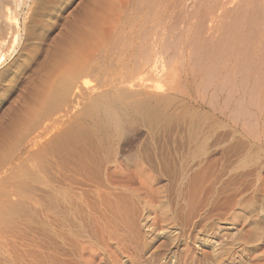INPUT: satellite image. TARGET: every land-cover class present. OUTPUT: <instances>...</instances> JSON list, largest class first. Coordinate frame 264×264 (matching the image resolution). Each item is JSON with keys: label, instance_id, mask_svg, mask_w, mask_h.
<instances>
[{"label": "bare ground", "instance_id": "1", "mask_svg": "<svg viewBox=\"0 0 264 264\" xmlns=\"http://www.w3.org/2000/svg\"><path fill=\"white\" fill-rule=\"evenodd\" d=\"M38 1L0 0V60L8 56L9 52L5 56L10 50L8 46L12 45L13 39L21 37L19 32L25 27L22 25L20 28L17 19H9L10 11L17 6L31 11V6L34 5V9ZM111 2L95 0L96 4L105 6H111ZM133 2L137 8L134 11L140 14L146 8L148 13L144 15L150 13L153 17L148 15L153 19V25L147 26L149 34L151 29V37L147 36L148 33L142 34L149 38V44L145 43L147 53L144 60L140 63L137 57L140 64L136 65L135 60V67L130 72L127 68L125 74L120 72V69H125L122 66L118 75H104L103 79L97 77L94 88L89 89L90 92L81 93L80 87L84 84L79 87L78 81L81 80L78 79L83 75L85 80L89 79L86 75L89 76L94 70L92 65L83 60V56H79L84 54L85 57L86 54L83 50L80 54L79 46L86 41L84 39L88 37V32L92 31L86 30L89 23L83 26L70 24L66 27L64 25L68 23L64 18L65 23L62 25V22L59 28L64 26L60 32L65 33L61 36L59 33V39H55L56 43L53 44L55 47L52 46L56 51L55 58L51 59L50 68L38 80L36 94L40 99V107L35 111L59 107L69 95L86 102L83 111H110L105 112V119L102 117L105 120L103 126L110 132L111 129H122L126 124L124 117H130L127 113L138 112L154 121L166 115L162 111L172 107L177 111L180 107L176 105L177 102H182L178 104L182 105L181 111H190L192 120L195 117L201 118L202 115L199 116L197 111H220L228 116L232 130L219 132L221 129L202 128L203 125L199 127L194 122L193 125L197 124V127L191 124L193 121L189 126H178V129L160 131L159 128V132L170 133L173 138L170 142L163 140L161 144L158 140L160 144L150 143L145 145L146 148L141 146L140 151L143 153L137 158L140 163L144 159L146 163L154 161L156 164L148 162L149 165L144 166L141 163L142 167L134 163L135 180L138 182L136 187L131 185L134 179L121 173L120 169V174L101 170L100 166L105 163L108 165L111 162L112 165L111 157L99 153L103 152L102 144L89 150L93 154L88 152L83 143L77 142L81 137H86L87 130L83 136L84 129L78 130L70 137L71 142L58 146L52 193L42 195L43 203L36 214L26 211L19 249L11 243L3 242L4 237L0 234V264H229L235 257L246 256L247 240L257 242L259 233L263 234L260 230L264 232L261 228L264 224V0ZM130 4L127 6L122 3L121 8L124 5L131 8ZM174 14H177L180 26L183 25L177 34L172 30L179 26L178 22L176 25ZM173 15L174 23L170 24L173 21L168 23V20ZM113 17L116 19L115 15ZM90 23L95 24V21ZM108 23L104 24L108 26ZM132 25L130 27L133 28ZM141 25L138 27L141 28ZM168 28L169 32H166ZM124 30L119 32L118 38L123 36ZM129 31L127 29L124 34L128 32L126 35L130 36ZM94 34H89L90 38H96L99 33ZM105 36H101V40ZM94 39L93 43L97 38ZM117 41L119 43L116 39L113 46ZM64 42L67 49H64ZM129 43L125 47L127 45L130 48ZM141 44L144 46V40ZM119 46L116 52L122 49L120 47L119 50ZM87 47L90 50L92 48ZM170 47L173 53L168 55ZM87 53L90 55L89 50ZM98 53H95V57L97 55L99 58ZM123 54L129 55V52ZM117 58V62H122V57ZM52 74L55 76L54 84L48 82ZM1 76L6 78V73ZM87 82L89 86L90 81ZM104 88H110L115 98L110 97L109 91L91 96L95 90L99 92L97 90ZM105 128H102L105 132L101 129L103 133H106ZM153 129L158 128L156 126ZM14 131L9 132L18 138V130ZM154 133L153 136L157 135ZM85 142L90 144L93 141ZM93 155L103 163L97 170L93 169L98 166V163L92 162ZM88 169L96 173L85 172ZM163 178L167 184L160 186ZM33 219L36 220L34 227L30 226ZM225 225L233 226L237 236L220 250L219 245L225 240L222 232H227ZM257 258H261V253H257Z\"/></svg>", "mask_w": 264, "mask_h": 264}, {"label": "rangeland", "instance_id": "2", "mask_svg": "<svg viewBox=\"0 0 264 264\" xmlns=\"http://www.w3.org/2000/svg\"><path fill=\"white\" fill-rule=\"evenodd\" d=\"M80 1L81 0H69V1L68 0H41V1L39 0L38 1L39 3L36 2L34 9H33L34 5L31 6L32 8L30 9L31 11L28 10L29 12L27 11V9H24L20 6L16 7V9H17V10L15 9L16 11L14 9H13L14 11L13 10L10 11L11 15H9L10 16L9 19L13 20L15 18L21 24L20 28H22V25H23V27L24 26L25 27L22 28V30L20 31L21 33L19 32V35L21 37L18 36L19 39L18 38L13 39L14 42H12V45L14 46L15 51L13 50V48L11 49L12 45L10 44L8 46V49H10V50H8L5 53V56H6V54L9 52L8 56L3 57V59L1 57V60H0V62H1L0 63V78L2 77L0 79V234L4 237L3 242L11 243V245H15L17 247V249H19V246H20L19 244L22 240V236L24 233V228H25L24 221L26 218L25 213H27L26 211L29 210L30 213L36 214L37 210L39 209V206H41V204L43 203L42 195L44 193H46V194L52 193L53 186H54L53 180L55 177V161L57 160L56 159L57 158L56 153H57V149L59 148L58 146L64 145L68 142H71L70 137H73L75 132H77L78 130H82V129L85 130V131L83 130L82 136L84 135V132H86V130H87V132L85 133L86 137H84L86 139L83 138L84 139L83 140L81 137L80 140H82V141L79 140L77 142L83 143L88 152H90L89 151L90 149L94 148L93 146L102 144V146H103L102 151L103 152H99V153L105 154L106 157L108 154V157L109 156L111 157L112 165H110L111 162H109L108 165L106 163H105V165H102L103 163L101 162L100 158L97 159V157H95V155H93V159H92L93 161L92 162L95 164L98 163V166L93 168L94 170H97L99 168L100 164L102 165V167L100 166V169L103 171L107 170L106 171L107 173H108V171H109V173H112V172L118 173V171L120 169L121 173H124L125 175H128L129 178L131 177L132 179H134L133 182H131V185L136 187V186H138V182L135 180V173H136L134 171L135 166H139V165H141V163L144 166H147L152 162L154 163L153 165L156 164L154 161H150V162L147 161V163L149 162V164H147L146 160H144V159H142V160L145 162L141 161V163H140V159L138 160L137 158H138V156L141 155V153H143L140 151L141 146L143 148H146L145 145H148L150 143L157 144L158 140L162 144V142L164 143V141L170 142L171 139L173 138V136H171L170 133L164 134V133L159 132L160 129H161L160 131H162V129H178V126L179 127L186 126V125L189 126L191 124L193 125L194 122L197 123L199 127H201L203 125L202 128H206V127L210 128L211 127L210 129H214V128L216 130L221 129L219 132H221L222 130H230L232 128L231 127L232 124L229 122V119H227L228 116L227 115L225 116L224 114L219 113L220 111H197V113H199V116L202 115L201 116L202 119L200 118L201 119L200 120V119H197L198 117H195V119H197V121H199V123L196 122V120L194 118L192 120V117L190 116V111H181L182 105H178V104H182V102L181 103L177 102L178 104H176V105L180 106V107H178V110L176 109L177 111H175L173 107H172L173 109L171 108L168 111H162L163 113L165 112L166 115H163V117L159 116L160 119L158 118L154 121L149 120L148 118L144 117V115H142V114H138V112H137V114L133 113V112L127 113L128 115L130 114V117H127L128 119H126V117H124V121H126L125 122L126 124L125 125L123 124L125 127L123 126L122 129L120 130L123 132H120L119 130L116 131L115 129H111L112 130V131L110 130L111 133L109 132L108 128H105L103 126V124L105 122V120H104L105 119V116H104L105 112H110V111H83L84 106H85L84 103H86V102H84L83 100L80 101L79 98L75 99L74 97L69 96V95L67 96L66 101L63 104L61 103L59 105V107L53 106V107H50L47 109H42L41 111H35L40 107L39 106L40 99L36 94V91H37V88L39 85L38 80H40L43 77V74L50 68L51 59L55 58L54 52H56V51H55V49L53 50V47H55L54 46L56 43L55 41L59 39L58 38L59 33H60V36L65 33V32L63 33V31L60 32L61 30H64L63 29L64 26L67 27L70 24H73L74 26H83L84 24L86 25L89 23V25H86L88 27V28H86V30H88L90 32L92 31L91 33L88 32V37H87V38L92 39V40H89L86 38V39H84L86 41H83L81 44L83 46L82 47H81V45L79 46V50L81 49L80 54L82 53V50H83V53L86 52V54H87V55L85 54V57H84V54H81L79 56H81V57L83 56L82 57L83 60L86 61L89 65H92V68L94 70V72L92 74H89V76L86 75V77H89V79L86 78V80H85L84 75L81 76L82 78L78 79V80H81V81H78V86L79 85L82 86L81 85L82 83L84 84L82 87L79 86L80 89H82L81 93L88 92V91L90 92V90L93 89L94 85L96 84L95 82L97 80V77L101 76L100 78L103 79L108 74H109V76H111L112 74H117V75L120 74V73H118V71L120 68H122V66H124L125 69H120V72L125 74V71L127 68H128L127 71H129L132 69V67H135L134 63L136 65L140 64L142 62V60H144L145 53H147V48H146L147 46H145V43L146 42L148 43V41H149L148 40L149 38H147V36L149 35V37H151L150 34H152L151 29H149L150 34H149V31L147 32V30H148L147 26L151 27L153 25V23H152L153 19L149 18V16H151V15H149L150 13L148 14L149 16L144 15V13L145 14L148 13V11H146V8H144V11L142 10V12H141L142 14L141 13L139 14L138 11H134L137 8H136V6H135L136 4L133 2V0H131V1L129 0L130 3L133 2L132 4H130L128 2V0H126V1L122 0V2H121V0H119V1L112 0V2H111L112 7L109 5H106V6L110 7L109 9L105 5L96 4L95 0H89V1L88 0L87 1L82 0L81 1L82 3ZM71 2H73V3H71ZM122 3L126 4L127 6L130 4L131 8H129V7L126 8V6L124 5L123 6V7H125L124 9L125 10L127 9V11H125L123 9V7L121 8ZM37 4H39V5H37ZM85 4H87V5H85ZM67 5H68V7H67ZM115 5H117L118 7ZM82 7H83L84 11H83ZM102 7H103V9H102ZM72 8H73V10H72ZM104 8L106 10L108 9L111 11L108 12V10H107V12H106V10ZM70 9H71V11H70ZM118 9L120 10V12ZM25 10L28 12L27 13L28 15L26 14ZM112 10H113V12H115V11L116 12L113 13ZM121 10H123L124 12ZM82 11H83V13H81V14L84 15L83 17H82V15H80V12H82ZM85 11H86V13H84ZM88 11H89V14H88ZM117 11L120 13V15H119V13H117ZM96 12L103 14L105 17H103V15H100V14H99L100 15L99 16ZM110 12H112V13H110ZM130 12H132V13H130ZM104 13H106L107 15ZM127 14L128 15L131 14L130 17L129 16H128V18L124 17ZM138 14L142 15V16L139 17ZM67 15L69 18H67ZM114 15H115V18L117 20L114 19V17H113ZM117 15H119V16H117ZM174 15L169 19L170 21L168 20V23H170L172 19L174 20ZM176 15H175V17H176ZM109 16H111V18H113V19L111 20V18ZM120 16H122L121 20H119ZM145 16H147L148 18ZM80 17L83 19V21H82V19H80ZM87 17H89V18H87ZM97 17H98V19H97ZM100 17L105 18L104 19L105 21L102 20ZM64 18H65V20L67 19L66 20V23H68L67 25H64V23H65V22H63V21H65V20H63ZM106 18H107V20H106ZM108 18H110V19H108ZM133 18L136 20H133ZM92 19L95 21V24L93 23ZM149 19L151 21H149ZM176 19H177V17L175 18L176 25L178 26V23H179V26L177 27L176 25H174V27H177V28L172 29L174 34H177L178 31L182 30V28H183V25L181 24V26H182L181 27L180 22L178 21V19L177 20ZM99 20H100V22H99ZM113 20L115 21L116 24L114 23ZM125 20H126V22H125ZM144 20H145V22H144ZM85 21H86V23H85ZM89 21L92 22L93 24H91ZM106 21H108V22L110 21V22L108 23ZM112 21H113V24H111ZM62 22H63V24H62ZM78 22H80V23L78 24ZM96 22H99V23H96ZM103 22L106 24L108 23V26L106 24H104ZM119 22H121L122 24ZM142 22L145 23V25ZM101 23L103 24L102 28L100 27L102 25ZM131 23H133V25ZM141 23L143 26L141 25ZM172 23H174V21L171 22L170 24H172ZM61 24L64 26L62 28H59V27H61ZM98 24H100V25L97 26ZM109 24H111L112 27ZM150 24H152V25H150ZM92 25H94V26H92ZM118 25L120 27H118ZM131 25L133 26V28L130 27ZM139 25H141L142 27L139 28L140 27ZM89 26L94 28L96 33ZM104 26L106 27V29H104ZM95 27L97 29L98 28L99 29L96 30ZM58 28L60 30H58ZM116 28H118L119 30L120 29L121 30L126 29L123 31V34H122L123 36L128 33L127 32L124 34V32H126L127 29L128 30L130 29V31H131L130 36L133 37V40H132V37L130 38L129 35L124 36V37H126V40H123L124 37L120 36L121 34L119 36L123 37V38H120V37L118 38V34L121 30L119 31ZM145 28H147V29L145 30ZM23 29H25V30H23ZM107 29H109V31L104 32V30H107ZM113 29H116L117 31H115ZM111 30H113V31H111ZM167 30L168 31H166V32H169V28ZM174 31H176V32H174ZM57 32H58V34L56 35ZM97 32L99 34H101V36H105V34H107L105 37H103V39H104V40L102 39L103 41L101 40L102 37ZM111 32H113V34L114 33L115 34L113 35ZM143 32L146 34L148 33L147 36H144L145 34L142 35ZM92 33L93 34L95 33L96 35L98 34L96 38L98 39L100 37L99 38L100 40L98 39L99 42L97 41V39L95 37L94 38L96 39V41L93 37L90 38L91 35L93 36ZM121 33H122V31H121ZM89 34H90V36H89ZM95 34H94V36H95ZM111 34H112V36H111ZM135 34L137 36H135ZM56 36H57V38H55ZM115 37H117V38H115ZM142 37H145V39ZM136 38L138 40H136V42H135L134 40ZM93 39L95 41L94 43L92 42ZM109 39H110V41H109ZM116 39L119 40V43H118V41L115 42L114 46H116L118 43V46L120 45L119 50L122 48L120 51H117V52L115 51V49L118 50V46H116V48H113L114 46L112 44ZM130 39H131V41H130ZM143 40H144V46L145 47L143 46V44H141ZM150 40H151V38H150ZM88 41L89 42L91 41V43H93V44L91 45V43H89ZM120 41H122V42H120ZM127 41H130V43ZM101 42H104V44H102ZM108 42H109V45H108ZM85 43H87V44H85ZM124 43L125 44L129 43L130 48H127L128 44L125 47ZM131 43H134V44L131 45ZM138 43H140V45H138ZM147 43H146V45L149 44V43L148 44ZM64 44H65L64 46H66V48H64V49H67L66 42H64ZM94 44L97 46H95ZM122 44H123V46H122ZM84 45H86V46H84ZM87 46H89V47L91 46L93 49L95 48L96 50L95 49L93 50L91 47H90L91 48V50H90ZM134 46H135V48H132ZM104 47H105V50H104ZM87 48L90 52V55H89V53H87L88 50L85 51V49H87ZM171 48L172 47H170V49L168 51V55H171L173 53L172 52L173 48H172V50H171ZM131 50L133 51V53ZM136 51H137V53L138 52L139 53L137 54ZM97 52H99L98 55L99 54L101 55L102 53H103V55H101V57L99 55V58L96 55L97 60L95 61V58H96L95 53L97 54ZM104 52H105V54H104ZM121 52L125 53V54H127V52H129V55L131 53L132 54L130 56L127 54L130 57L129 58L127 55L123 54L124 55L123 56ZM115 53H116V55H115ZM117 53H118V55H117ZM169 53H171V54H169ZM9 55H10V57H9ZM105 55H107V56H105ZM117 57H122V60H121V58H120V60L122 62H124V61L125 62L124 63L120 62L121 63V65H120L119 61L117 62V60H118ZM123 57H125L124 61H123ZM137 57H138V61H140V63L136 60ZM102 58H103V60H102ZM110 58H111V61H110ZM128 58H129V60H128ZM139 58H141V60H139ZM92 60H93V62H92ZM100 60L102 61L104 66L102 65ZM135 60L137 62H134ZM131 61H132V63H131ZM98 63L99 64L101 63V64L99 65ZM125 63L129 64V66L126 65ZM111 66L114 68H112ZM110 67L112 69H110ZM2 73H6V78L1 76ZM91 75H93L92 76L93 79L90 77ZM83 77H84V79H83ZM86 81H90L89 86H88L89 83L87 82V84H86ZM48 82L51 84L52 83L54 84L55 76H53V74L51 75L50 78L48 77ZM93 82H94V84H93ZM84 86H86V89ZM109 90H111V89L110 88H104V89L97 90L100 93L96 92V90H95L93 92V95L91 94V96L95 97L96 95L108 92ZM109 93H110L111 98H115V97H113L115 94L114 95L111 94L112 92H110V91H109ZM21 98H22V100H21ZM200 112H201V114H200ZM160 113H161V111H160ZM197 124H195V125L197 126ZM15 125H16V128L14 127ZM100 125H102V127ZM195 125H193V126H195ZM156 126L158 129H153V128H156ZM102 128H105L106 133H103L104 129H102ZM151 128L153 129V133L155 132L154 134H157L154 136H157V137L153 136ZM208 128H206V129H208ZM11 129H13V130H11ZM14 129H15V131H16V129L18 130V133H19L18 138L17 137L15 138V136H13L14 135L13 132L10 134V132L14 131ZM149 130L151 131V134H149L150 133ZM15 131H14V133H15ZM115 132H116V134H115ZM162 134H164V135H162ZM88 135L94 139H92L91 137L89 138ZM87 136H88V139H87ZM97 138H99V139H97ZM152 138H154L153 139L154 142H152ZM86 140H89V142H90V140H92L93 142L95 141V142L94 143L91 142L92 144L91 143L89 144V143L85 142ZM99 142H101V143H99ZM91 154H93V153H91ZM163 154H165V153H163ZM218 155L219 154H217V156ZM112 158L115 160H113ZM136 160H138L139 162ZM138 163H139V165H137ZM144 163H146V164H144ZM133 165H135V166H133ZM143 165H141V166L144 167ZM104 166H106V167H104ZM117 167H119V168H117ZM127 167H130V168H127ZM104 168H106V169L104 170ZM115 170H117V171H115ZM123 170H124V172H123ZM90 171L91 170L88 169L85 172L96 173L94 171H91V172ZM120 172L118 174H120ZM125 172H127V174ZM263 175H264V171H263ZM163 179L159 183L160 186L167 184L166 180L165 179L163 180ZM46 204H49V203H47V201H46ZM35 222H36L35 219L31 220L30 226L34 227ZM262 223H264L263 220H262ZM262 223H260V224H262ZM261 226H262L261 228L264 229L263 228L264 224H262ZM225 227H226L225 229L227 232H225V231L222 232L223 238H225V240L221 245H219L220 250L230 240L236 239L235 236H237L236 231L233 230V228H234L233 226L225 225ZM258 230H260V227L258 228ZM260 231L263 234L259 233L260 238L258 237L259 240H257V242L255 240L248 241L246 238V240H247L246 254H245L246 256L245 257H243V256L235 257V259L229 264H264V240H262V238L264 237V232H263V230H260ZM233 233H234V235H233ZM257 245H258V247H257L258 249L256 251ZM5 248L6 247H4V249ZM247 248H248V253H247ZM1 252H3V251L1 250ZM258 252L261 253L260 259L257 258Z\"/></svg>", "mask_w": 264, "mask_h": 264}]
</instances>
